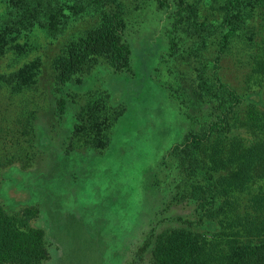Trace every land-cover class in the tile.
<instances>
[{"label":"trees","instance_id":"obj_1","mask_svg":"<svg viewBox=\"0 0 264 264\" xmlns=\"http://www.w3.org/2000/svg\"><path fill=\"white\" fill-rule=\"evenodd\" d=\"M22 1L26 12L11 10L3 17L18 20L20 26L0 25V60L12 52L22 58L32 51L11 36L34 26L39 14L34 15V1L49 2L45 32L61 31L53 19L64 15L63 10L51 7L50 0ZM95 1L113 3L114 8L52 61L54 78L47 86L60 114L66 102L57 94L93 64L103 59L119 72L131 66L124 5L121 0ZM155 1L174 33V68L181 59L189 65L193 58L201 63L191 67L193 80L179 79L172 86L178 110L190 120L184 142L171 150L177 188L172 201L186 204L188 211L174 225H167L165 218L155 223L156 229L132 250L126 264H264V0ZM41 67L37 59L11 73L0 72V174L35 160L22 150L38 146L36 110L25 114L23 102L36 107ZM172 71L179 77V70ZM102 111L101 103L87 106L85 119L74 130L84 135L81 146L109 145ZM194 123L202 129L194 131ZM40 217L37 207L10 213L0 204V264L50 261L51 238L39 227Z\"/></svg>","mask_w":264,"mask_h":264},{"label":"rangeland","instance_id":"obj_2","mask_svg":"<svg viewBox=\"0 0 264 264\" xmlns=\"http://www.w3.org/2000/svg\"><path fill=\"white\" fill-rule=\"evenodd\" d=\"M50 1L51 7L64 12L53 19L61 31L45 32L50 25L49 2L34 1L38 9L34 15L39 13L34 26L19 28L20 33L11 36L29 44L32 51L22 58L12 52L0 60L4 74L30 60L43 62L36 107L23 102L25 114L36 110L38 146L22 152L35 160L1 171L0 204L10 213L26 207L40 209L38 225L51 238L48 264H123L146 234L156 229H152L155 223L165 218L167 225H174L188 211L186 204L172 201L177 188L171 150L184 142L190 130L172 86L182 79L193 80L191 67L201 63L193 58L189 65L181 59L174 68L177 57L170 51L174 33L155 0H121L127 12L130 69L116 71L103 59L93 64L57 94L66 102L60 114L47 86L54 78L52 61L85 29L99 26L102 14L114 4ZM18 9L27 11L22 0H0L2 28L20 26L18 20L3 19ZM173 69L180 71L179 77ZM95 102L103 106V127L109 134L104 149L81 146L84 135L74 134L87 106ZM194 124V131L202 129Z\"/></svg>","mask_w":264,"mask_h":264},{"label":"crops","instance_id":"obj_3","mask_svg":"<svg viewBox=\"0 0 264 264\" xmlns=\"http://www.w3.org/2000/svg\"><path fill=\"white\" fill-rule=\"evenodd\" d=\"M84 237L86 238V236H84ZM84 237H82V239H83ZM126 261H127V259L124 258L123 264H126V263H127ZM51 262H52V261H51V259H50V261H48V263H51ZM48 263H47V264H48Z\"/></svg>","mask_w":264,"mask_h":264}]
</instances>
